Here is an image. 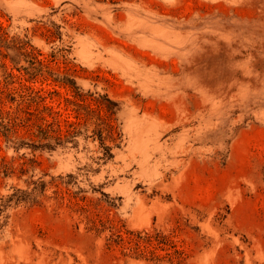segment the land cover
<instances>
[{
	"label": "rangeland",
	"instance_id": "rangeland-1",
	"mask_svg": "<svg viewBox=\"0 0 264 264\" xmlns=\"http://www.w3.org/2000/svg\"><path fill=\"white\" fill-rule=\"evenodd\" d=\"M0 264H264V0H0Z\"/></svg>",
	"mask_w": 264,
	"mask_h": 264
}]
</instances>
